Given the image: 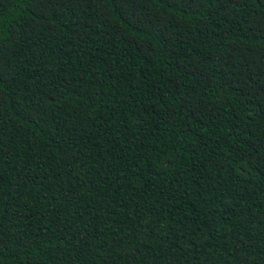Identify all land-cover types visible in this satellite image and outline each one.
<instances>
[{
  "label": "trees",
  "instance_id": "trees-1",
  "mask_svg": "<svg viewBox=\"0 0 264 264\" xmlns=\"http://www.w3.org/2000/svg\"><path fill=\"white\" fill-rule=\"evenodd\" d=\"M0 264H264V0H0Z\"/></svg>",
  "mask_w": 264,
  "mask_h": 264
}]
</instances>
